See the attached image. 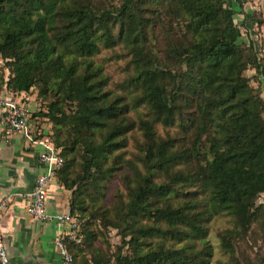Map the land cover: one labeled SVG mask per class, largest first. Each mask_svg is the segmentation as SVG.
<instances>
[{
  "label": "trees",
  "instance_id": "16d2710c",
  "mask_svg": "<svg viewBox=\"0 0 264 264\" xmlns=\"http://www.w3.org/2000/svg\"><path fill=\"white\" fill-rule=\"evenodd\" d=\"M236 12L225 0H0V89L37 85L49 98L33 115L53 122L45 134L63 158L55 177L70 191L84 238L66 241L69 264H89L79 255L97 238L96 218L117 227L122 242L92 264H208L206 224L215 214L239 225L221 233L232 251V236L252 220L264 223V199L255 202L264 193V100L243 74L260 63L253 44L239 42ZM158 37L166 40L160 51L152 47ZM118 43L132 53L134 73L121 83L130 96L109 87L93 59ZM159 123L178 124L180 140L157 133ZM136 126L145 171L118 160ZM125 166L127 199L109 208L105 188Z\"/></svg>",
  "mask_w": 264,
  "mask_h": 264
},
{
  "label": "rangeland",
  "instance_id": "374dc122",
  "mask_svg": "<svg viewBox=\"0 0 264 264\" xmlns=\"http://www.w3.org/2000/svg\"><path fill=\"white\" fill-rule=\"evenodd\" d=\"M96 4L101 6L111 7L113 5H119V0H93ZM244 1V2H243ZM250 1V0H249ZM249 1L237 0L238 5H234L237 13H243V15L236 14V22L240 29L239 42L243 46H248L249 43L253 44L254 50L260 63V70H257L255 66H248L244 69L243 74L248 78V85L251 92L258 94L264 100V0H251ZM228 4V0H225ZM235 3V4H236ZM231 5V4H230ZM233 5V4H232ZM231 5V6H232ZM240 7V9H238ZM258 9V10H255ZM256 21V22H255ZM261 21V24L257 23ZM152 46L155 50H163L166 46V40L162 37H158L157 41L153 40ZM132 53L129 52L122 43H118L111 48L101 47L100 51L93 56L94 62L101 65L104 73L108 76V86L115 90L117 93H126L127 96L131 95L129 89H123L121 83H125L129 77L134 73V67L130 58ZM0 64H3L0 58ZM7 73V68H4V75ZM27 95L30 98H34L36 104V112L41 107L44 110L45 105L48 102L47 97L39 94V87L37 85L32 86ZM51 97V95H50ZM70 105V106H69ZM73 107V104L66 102L63 108L68 109ZM146 109L143 106L138 107V114L145 113ZM131 116L137 118V112L131 111ZM35 115H38L35 114ZM34 116V119L39 124L45 127L46 133L50 136V132L53 131V122L42 117ZM42 127V128H43ZM44 129V128H43ZM157 133L162 137L172 138L174 141L180 140L182 135L180 126L174 124L172 126L156 124ZM128 144L122 148L120 157L129 158L145 171L143 167L144 157V137L138 126L134 127L127 134ZM202 145V143H201ZM203 149L205 145L203 142ZM128 167L119 168L115 171V174L109 178L107 187L105 188V195L102 200L104 204L113 208V202L117 199H127V185L124 179V170ZM199 194V197H202ZM264 199V193L259 194L255 202H262ZM102 219L96 218L92 223V228L97 234V238L94 240L91 246H87L84 242V251L79 255L81 259H87L89 264H92V256L100 255L101 257H110L118 246L121 245V231L117 227H113L107 223H103ZM207 238L212 244V256L208 264H218L221 262H235L239 264H264V223L261 219L252 220L246 227L231 237L233 245V251L227 250L221 245V233H224L227 229H233L239 227L233 215L229 213L220 212L215 214L209 222H207ZM83 241V235L81 236ZM78 241L77 243H80ZM171 242V241H170ZM122 251L128 249V246L122 245Z\"/></svg>",
  "mask_w": 264,
  "mask_h": 264
},
{
  "label": "crops",
  "instance_id": "0c3cea01",
  "mask_svg": "<svg viewBox=\"0 0 264 264\" xmlns=\"http://www.w3.org/2000/svg\"><path fill=\"white\" fill-rule=\"evenodd\" d=\"M236 1L228 0V5L233 4L230 6L235 9ZM236 14L243 15L242 12ZM2 126L0 119V199L8 197L0 212V236L8 255L6 264H62L54 244L58 225L51 220L35 219L27 211V193L35 177L44 170L38 160L42 146L29 143L19 132L6 137ZM69 198L70 191L54 177L49 187L47 209L62 211L67 207Z\"/></svg>",
  "mask_w": 264,
  "mask_h": 264
},
{
  "label": "built area",
  "instance_id": "2783aa9c",
  "mask_svg": "<svg viewBox=\"0 0 264 264\" xmlns=\"http://www.w3.org/2000/svg\"><path fill=\"white\" fill-rule=\"evenodd\" d=\"M34 100L27 95L26 91L12 93L0 89L2 130L6 137L11 136L14 132H19L29 143L42 146V150L38 153V160L44 166V170L35 177L34 183L27 193V211L35 219L51 220L58 225L59 229L54 244L59 251L62 264H69L72 255L67 248L66 241H80V224L72 214L69 204L62 211L51 212L47 209L49 187L63 158L59 148L54 146L49 137L43 133L41 125L34 119L33 111L37 108ZM7 202L8 197L0 199V212ZM7 261L8 255L0 236V264H6Z\"/></svg>",
  "mask_w": 264,
  "mask_h": 264
}]
</instances>
